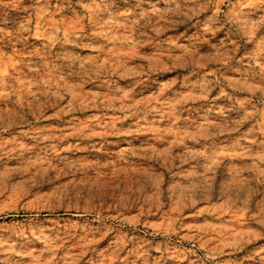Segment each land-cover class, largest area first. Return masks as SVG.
<instances>
[{
	"label": "rangeland",
	"instance_id": "obj_1",
	"mask_svg": "<svg viewBox=\"0 0 264 264\" xmlns=\"http://www.w3.org/2000/svg\"><path fill=\"white\" fill-rule=\"evenodd\" d=\"M0 264H264V0H0Z\"/></svg>",
	"mask_w": 264,
	"mask_h": 264
}]
</instances>
